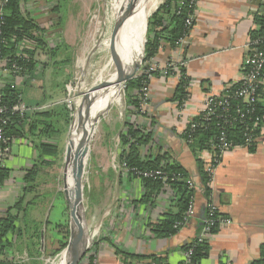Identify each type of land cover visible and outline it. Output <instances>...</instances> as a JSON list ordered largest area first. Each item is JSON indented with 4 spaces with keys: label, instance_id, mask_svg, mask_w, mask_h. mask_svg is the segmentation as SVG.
<instances>
[{
    "label": "crops",
    "instance_id": "obj_1",
    "mask_svg": "<svg viewBox=\"0 0 264 264\" xmlns=\"http://www.w3.org/2000/svg\"><path fill=\"white\" fill-rule=\"evenodd\" d=\"M163 1L159 0L150 16ZM93 2L82 0V5L89 11ZM59 5L60 0L21 1L23 16L36 26L33 34L48 47L24 37L18 52L21 55L34 52L36 67L32 75H21L17 81L13 78V82L9 73L0 74V88L12 81L22 89V99L29 107L24 135L10 139L3 168L7 177L0 188V219L24 196L26 173L37 164L40 154L36 145L48 142L39 134L45 124L41 113L56 108L55 103L48 105L50 109L44 107L46 100L52 98L53 102L55 91L47 69L51 64V69L54 68L56 58L50 57L49 48L58 49L60 39L64 38L62 33L66 30L67 34V27L60 28L62 20L74 21L69 14L58 12ZM114 9L113 6L115 14ZM192 17L194 26L185 41L175 48L165 44L153 60L158 73L150 78L148 112L126 116L127 120L142 124L153 136L150 144L143 147L147 159L166 155L189 171L195 184L197 216L175 235L157 237L148 225L177 212L174 193L166 185L151 193V200L144 201L148 190L143 181L127 172L121 179L123 191L119 192L116 206L101 216L106 220L93 246L101 264H147L154 260L152 257L165 264H183V246L199 233L200 214L209 199L229 223L220 224L209 236V253L200 264H264V125L254 150L240 145L221 156L209 199L200 181L197 160L204 163L206 170L212 162V150L194 152L183 138L189 123L201 114L210 95H221L242 81L247 46L260 28V18L264 17V0H197ZM182 67L190 78L188 96L183 102L172 101ZM33 124L39 126L36 135L28 133ZM41 175L42 172L37 181ZM110 176L109 173L105 177L101 175L98 180L105 183ZM36 190L37 187L28 194L34 197ZM51 234L54 236L53 231ZM6 260L12 264H41V256L31 258L26 250L9 252Z\"/></svg>",
    "mask_w": 264,
    "mask_h": 264
},
{
    "label": "trees",
    "instance_id": "obj_2",
    "mask_svg": "<svg viewBox=\"0 0 264 264\" xmlns=\"http://www.w3.org/2000/svg\"><path fill=\"white\" fill-rule=\"evenodd\" d=\"M21 1L23 0H10L5 7L6 16L3 35L7 40V44L2 47L1 55L6 59V64L9 69L15 64L18 69H20L21 75L27 76L32 75L34 68L36 67V63L33 59L34 52L21 55L18 52L19 44L23 41L24 37L38 41L40 46L43 47L47 46V44L33 34L36 26L31 20H28L23 16L21 12ZM191 1L194 2L192 8L189 6ZM196 2L197 0H164L159 8L149 17L144 63L154 60L165 44H169L171 48H175L182 38L188 37L189 32L194 26V21H192L191 24H188L187 19L193 15ZM258 23L260 28L255 33L254 37L264 34V17L260 18ZM59 47L60 46H58V48ZM49 50L51 51V53H49L51 58L58 51L57 48H49ZM142 69L143 71L137 75V77L130 79L127 82L126 88L129 115H138L141 113L142 102L140 100V92L142 88L149 85V75L151 74L154 76L158 73V70L148 73V67L145 64ZM179 73L181 77L178 82L176 93L171 100L183 102L188 96L187 89L190 83V78L183 67L180 68ZM10 77L14 82L12 74H10ZM12 81L0 89L2 103L8 106V108L17 102L19 96H22V89L18 88ZM13 85L15 86L12 87ZM241 85L242 81L228 87L224 93L228 91L229 93L234 94ZM261 88L262 89L259 90V95L257 96L256 101L251 102V104H247L241 99H231V107L226 114L228 123H226V120L213 118L204 126H200L192 136L193 141L189 143L190 147L194 149V152L208 149L212 150L213 153L218 154L216 146L218 145L222 128L225 129L226 141L228 143H232L234 147L244 145L250 150H254L257 146V141H252L251 144L247 145L246 138L249 133H252L254 137L259 136L260 128L264 125L261 120L264 116V87ZM239 109L242 112H239ZM239 113H245L244 120L240 119ZM41 114L42 116L44 115L45 120H43V122H45V124H43L44 126L40 131L39 136H44L47 139H52L58 134V131L56 130L59 128L58 125H62L63 122L67 125L70 122L69 109L65 104H60L56 108ZM8 116H10V118L6 128V136L10 139L23 136L28 116L21 118L16 113L11 114L10 111ZM193 121L195 123L202 122V115H199ZM255 123L258 124L255 125ZM38 127L39 126L35 124L32 126L30 125L28 133L36 135ZM189 127L190 124L183 134L185 140L189 139ZM248 128L250 131H248ZM152 139V134L147 132V128L142 124L133 120H127L120 134L122 145L120 159L122 163L126 164L130 175H134L133 169L141 170L163 167L170 177H174L173 180L169 179L168 183H163L161 180L141 178L148 190L144 201L148 202L151 200V193L160 190L166 185L169 186L174 193L177 212L168 213L157 223H150L148 225L152 233L157 237L168 238L178 233L183 227L181 224L185 222L186 212L188 211L192 197L195 196V187L193 186L194 182L191 178V174L178 161L171 158L168 159L166 155L158 156L154 159H147L146 156L143 155V147L150 144ZM54 146L55 144L47 141L36 145L40 154L37 164L26 173L24 196H22L21 199L10 208L7 215L0 219V264H6L8 262L7 260L5 262V256L13 250H19L20 252L26 250L28 256L31 258L38 257L42 254L40 245L43 224L42 222L31 221L27 218L28 213L30 212L29 207L33 201L31 200L30 202H27L26 195L37 187V177L43 166L51 164L50 157ZM197 164L204 193L209 199L212 192V175L205 170L204 163L200 159L197 160ZM4 171L5 170L2 169L0 180L1 186L7 177ZM208 203H210V199L208 200L204 208V214L201 217L199 233L204 225V219H206L208 214ZM217 212V215L223 218L218 209ZM218 226L219 224L213 226L212 233L217 230ZM199 233L194 239L183 246L184 251L192 250L191 264H200V261L209 253L210 247L208 239L201 241L198 236ZM93 246H95V244ZM92 250H94V247ZM92 250L86 252L80 264H93L94 256L93 253H91ZM152 258L154 259L153 261L158 264L164 263L163 260H159L156 257ZM7 264H12V262Z\"/></svg>",
    "mask_w": 264,
    "mask_h": 264
},
{
    "label": "rangeland",
    "instance_id": "obj_3",
    "mask_svg": "<svg viewBox=\"0 0 264 264\" xmlns=\"http://www.w3.org/2000/svg\"><path fill=\"white\" fill-rule=\"evenodd\" d=\"M93 3L90 10L86 11L82 0H60L58 9L59 13L72 16L74 21L64 23L62 20L60 23L63 30L67 27V34L66 30L64 33L60 31L64 38L60 39V47L55 54L56 65L51 69V64L47 69L49 77H52L51 88L55 91L53 102L52 98L46 100L44 107L50 109L48 105L55 103L57 107L65 104L69 109L70 122L67 125L64 122L58 125V134L51 141L46 138L48 142L55 144L50 157L51 164L41 169L42 175L37 181V195H26L27 202L33 201L27 218L43 224L41 264H59L71 236V207L64 192L63 172L75 115L85 101L84 96L100 86V76L106 80L127 64L125 55L119 57L121 51L115 55V46L111 44L123 25L127 24L119 18L117 0H94ZM149 17L150 12L146 21V39ZM107 40L108 48L104 43ZM143 65L144 62L135 77L142 72ZM127 82L122 84L121 100L112 101L101 115L90 134L82 157L81 183L86 208V227L92 238L87 250L101 236L100 226L106 220L101 216L105 215L108 208L114 209L119 192L123 191L121 179L127 171L119 159L122 152L119 135L127 121ZM66 100L71 102V106ZM108 173L111 175L109 179L101 183L99 177H105Z\"/></svg>",
    "mask_w": 264,
    "mask_h": 264
},
{
    "label": "built area",
    "instance_id": "obj_4",
    "mask_svg": "<svg viewBox=\"0 0 264 264\" xmlns=\"http://www.w3.org/2000/svg\"><path fill=\"white\" fill-rule=\"evenodd\" d=\"M10 0H0V74L1 73H9L12 74L13 78L18 79V77L21 76V71L18 69V67L14 64L11 69L7 67V62L4 57H2V47L7 44V40L3 35V27L5 25V7L8 4ZM193 1L189 4L190 8L193 6ZM192 15L187 19V23L191 24L192 22ZM185 41L184 38H182L178 44H182ZM148 67V73H152L156 70H158L156 64L154 61L145 62L144 63ZM244 76L242 79V85L240 88L234 92V94L229 93L226 91V93L221 95H210L205 102L203 111L201 112L200 116L202 115V122L195 123L193 120L189 123L190 124V133H189V139L186 140L187 143H191L193 141V134L196 132V130L200 126H204L209 121H211L213 118H220L223 120H226V114L229 112V108L231 107V99H241L243 102L247 104H251V102H255L257 99V96L259 95V90H261V87H264V34L253 37L248 46H247V54L245 56L244 62ZM143 71V69H142ZM165 73H168V71H165ZM152 75H149V78H151ZM181 75H179L180 80ZM15 84V83H14ZM13 85L12 87H14ZM3 88V87H2ZM1 89V88H0ZM149 99H150V91H149V85H146L144 88H142L140 92V100H141V113L140 114H146L148 112L149 108ZM69 105L71 106V102L69 100H66ZM29 110V107L26 105V103L23 101L22 96H19L17 102L8 108L5 104L2 103V94L0 92V180H1V172L4 168V163L6 160V157L8 155L9 149H10V138L6 136V128L9 123L8 116L9 111L11 114H18L21 118H24ZM220 111V112H219ZM239 112H242L239 109ZM240 114V113H239ZM240 119H245V113L240 114ZM264 123V116L261 119ZM259 123V122H258ZM258 123H255L257 125ZM188 128V127H187ZM248 131L250 129L248 128ZM258 136L254 137L252 133H249V135L246 138V144H251L252 141H257ZM218 149V154L212 152V162L207 165L206 170L212 175V179L214 176V172L216 169V166L220 162L221 156L230 148H233L234 145L232 143H228L226 141V133L225 129L222 128L219 136V142L216 146ZM123 166L125 170L128 172V168L125 163H123ZM133 174L139 178H150L154 180H161L163 183H168L169 179H174V177H170V175L164 170L163 167L159 168H152V169H133ZM193 186L195 187V184L193 183ZM1 188V185H0ZM217 206L213 203H208V214L206 219H204V225L202 227V230L199 233V239L201 241H204L209 238V236L212 234V228L216 224H224L229 223V220L226 218H221L217 215ZM196 214V201L195 196L192 197V201L190 203V206L188 208V211L186 212L185 216V222L181 225H186L188 221L193 218ZM93 247L91 246L89 250H92ZM94 259L93 264H101L99 258L97 257L94 250H92ZM185 259L183 264H191V256H192V250L185 251ZM147 264H158L157 262L151 260ZM161 264H165L161 263Z\"/></svg>",
    "mask_w": 264,
    "mask_h": 264
},
{
    "label": "bare ground",
    "instance_id": "obj_5",
    "mask_svg": "<svg viewBox=\"0 0 264 264\" xmlns=\"http://www.w3.org/2000/svg\"><path fill=\"white\" fill-rule=\"evenodd\" d=\"M158 2L159 0H117V8L119 10V13H121L122 11H129L130 13L126 19L127 24L123 25L122 29H120V32L116 35L117 37L111 42V44L115 46L114 51L116 55L120 51L121 52L118 54L119 57L120 55H125L127 63L123 68L125 73H131L140 61L142 55V47L145 40L147 17L149 12L151 13L152 9L156 8ZM109 40L104 42L106 47L109 45ZM117 78L118 77L116 71L112 76L106 79L109 81V86L98 88L96 90V98L90 112V133L99 122L101 115L111 105L112 101L115 102L121 100L123 83H119ZM106 80H103V76H100V84L105 82ZM91 123H94V125L92 126ZM85 124L86 118L83 114V111H77L71 127L70 136L73 138L71 144L72 148L77 144ZM77 170L78 172H80V168H78ZM68 186L70 189V199H73V201L75 202L76 198L74 197L72 192L73 187L71 178L68 180ZM91 239L92 238L88 233L82 232L81 230L76 231L75 245L73 250L68 251L67 253H63L59 264H74L80 256L81 252L86 247H88L87 245L91 242Z\"/></svg>",
    "mask_w": 264,
    "mask_h": 264
},
{
    "label": "water",
    "instance_id": "obj_6",
    "mask_svg": "<svg viewBox=\"0 0 264 264\" xmlns=\"http://www.w3.org/2000/svg\"><path fill=\"white\" fill-rule=\"evenodd\" d=\"M129 11L121 12L119 18L125 22L127 17L129 16ZM117 27V25H116ZM117 32V30L115 31ZM115 39V38H114ZM113 39V40H114ZM146 43L147 39L145 37L143 47H142V55L140 58V61L135 66V69L131 73H125L122 66L117 70V80L119 83H125L128 80L134 78L136 76V73L141 68L144 59H145V53H146ZM114 46V45H113ZM116 55V53H115ZM109 81L106 80L105 82L101 83L98 88H104L109 86ZM97 88V89H98ZM94 89L90 91L88 94L84 96V102L82 103V106L79 111H83V114L86 118V124L84 126V129L82 131V134L77 142V144L72 148V140L73 138L70 136L69 145L67 148L66 156H65V162H64V172H63V185H64V192L66 193L67 197L69 198V203L71 207V220H70V239L69 243L64 249L63 253H67L68 251L73 250L75 245V232L81 230L82 232L87 233V227H86V208L84 204V196H83V189H82V183H81V176H82V157L84 154V151L86 150L87 142L90 138V130H89V124H90V112L92 109V106L94 104L95 98H96V90ZM93 126L94 123H91ZM78 168H80V172H78ZM71 178L72 181V192L74 197L76 198L75 202L73 199H70L69 195V186H68V180ZM204 214V210L200 214L202 217ZM197 216V214H195ZM88 248L86 247L78 257V259L75 261L74 264H80V262L83 260L84 255Z\"/></svg>",
    "mask_w": 264,
    "mask_h": 264
}]
</instances>
